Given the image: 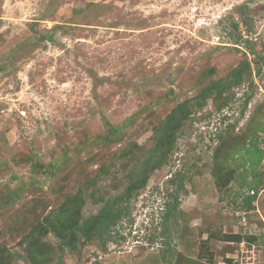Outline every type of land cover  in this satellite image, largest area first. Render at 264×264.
<instances>
[{
	"label": "rangeland",
	"instance_id": "374dc122",
	"mask_svg": "<svg viewBox=\"0 0 264 264\" xmlns=\"http://www.w3.org/2000/svg\"><path fill=\"white\" fill-rule=\"evenodd\" d=\"M258 128L264 0H0V264H264V189L238 216Z\"/></svg>",
	"mask_w": 264,
	"mask_h": 264
},
{
	"label": "trees",
	"instance_id": "16d2710c",
	"mask_svg": "<svg viewBox=\"0 0 264 264\" xmlns=\"http://www.w3.org/2000/svg\"><path fill=\"white\" fill-rule=\"evenodd\" d=\"M251 69V65L249 64L248 61H246V66L243 67V69H239L236 72H233L232 77L228 80H224V81H217L215 82L213 85H211L210 87L207 88V90L205 91V93L207 92H211V93H215L218 94V92H221L222 89L224 88H228L231 85H236L238 84L243 76L242 73H247L249 70ZM204 92V91H203ZM189 102H183L179 105H177L172 111L171 113L165 118L163 125L165 127L164 130L167 131L166 134V143L171 146L168 147V149L165 151L163 157L160 159V161L164 160L163 158H167L170 150L174 144L175 141V135L176 132L178 131V129H180V127H182L183 122L189 117ZM109 128L108 131L110 134L119 136L120 135V130L118 129V127L113 126L111 124H109L108 122L106 123ZM264 131V128H258L257 132H261ZM246 143H249V147H245L243 150L246 151V154L250 157H248L247 159V163H249L252 167L254 168H262L264 171V148L262 146L259 145V141L257 138H247ZM253 147L255 149V152H251V148ZM220 150L221 147H217L213 161L215 166L217 167V169H224L226 167V163H223L221 165L220 163ZM229 158L232 157V155L229 152ZM254 158V159H253ZM158 162L156 164L151 165L150 161H148L147 163V169H149V171L155 170L157 169L160 165L161 162ZM245 162V163H246ZM259 172V175L256 176L254 178V181L252 183H249L247 189H248V193L246 195H244V197H242L243 200V210H246L248 212L247 214V219H248V215L249 212L252 210H255V205L253 204L257 199H258V195L260 193V191L262 189H264V172ZM220 171L214 173L215 177L217 178V182H218V186L219 188H222V185L219 181V175H220ZM249 176H252V174H248ZM149 179V175L148 173H146V175L141 179L140 184H134L131 185V190H137L142 188L143 186L146 185V183L148 182ZM253 191L254 194H250V192ZM62 211H66V207H63ZM112 211H113V207L110 206V208L106 209L105 211L98 213L97 215H94L90 221H87L86 223L82 224L81 226H78L77 230L80 231L84 236L85 239L90 240L92 239L93 235V228H97L103 221L109 220L112 217ZM245 235L248 233H244ZM235 238H237L238 240H240L242 237L241 235H237ZM262 244L264 245V241L262 242Z\"/></svg>",
	"mask_w": 264,
	"mask_h": 264
},
{
	"label": "built area",
	"instance_id": "2783aa9c",
	"mask_svg": "<svg viewBox=\"0 0 264 264\" xmlns=\"http://www.w3.org/2000/svg\"><path fill=\"white\" fill-rule=\"evenodd\" d=\"M263 148H264V147H263ZM263 164H264V162H263ZM263 166H264V165H263ZM250 194H254V192L251 191ZM253 204H255V202H254ZM247 214H248V212H247L246 210H243L241 213H238V216H239V218H240V220H241V223H242L243 225H245L246 227L248 226ZM245 233H246V232H245ZM241 245L243 246L244 244L242 243Z\"/></svg>",
	"mask_w": 264,
	"mask_h": 264
}]
</instances>
